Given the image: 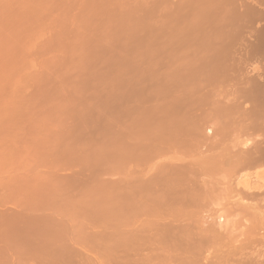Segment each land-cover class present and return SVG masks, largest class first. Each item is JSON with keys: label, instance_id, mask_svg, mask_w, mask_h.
I'll list each match as a JSON object with an SVG mask.
<instances>
[{"label": "bare ground", "instance_id": "obj_1", "mask_svg": "<svg viewBox=\"0 0 264 264\" xmlns=\"http://www.w3.org/2000/svg\"><path fill=\"white\" fill-rule=\"evenodd\" d=\"M260 130L264 0H0V264H258Z\"/></svg>", "mask_w": 264, "mask_h": 264}, {"label": "rangeland", "instance_id": "obj_2", "mask_svg": "<svg viewBox=\"0 0 264 264\" xmlns=\"http://www.w3.org/2000/svg\"><path fill=\"white\" fill-rule=\"evenodd\" d=\"M260 131L264 132V130H260ZM256 134L255 135L257 137L254 135L255 139L256 138L259 139V140H260V138L264 139V133H262L263 136L259 132L256 133ZM258 134L260 135V137H259ZM261 140L260 141L257 140V142L260 143L259 145H261V144L263 145V147H261V146L259 147L260 151L263 153L262 150H264V143H261V142H264V140L263 141H261ZM256 148L257 149L254 148L253 151L254 150H258V146ZM263 157H264V155H263ZM262 158L260 159L261 162L263 161ZM259 162L256 165L252 166L251 167L252 169L250 168V169H247L246 171H244L245 178L247 180H251V181L245 180L247 183L248 182H253V180H254L253 178L259 179L260 182L257 179L255 180V181H258L259 184L264 181V163H263L264 161L262 162L263 164L259 163ZM259 173H260V175H262L261 176V178L263 177L262 179L258 178L259 177ZM248 175H249V177L251 175H253V176L255 175L256 177L252 176L253 178H251V177L248 178ZM243 183L245 184V182H243ZM240 185H241L240 187H242V184H240ZM260 185H262V184H260ZM262 186H264V185H262ZM262 186H261V188H262L263 192L261 193V195L263 197L264 196V194H263L264 193V188ZM243 187H244V185H243ZM261 188L258 189L260 192H261ZM252 190H251V192H257L258 191L257 189H255V191L254 190L252 191ZM260 198H261V196H260ZM250 203H252V204H249V205H252V206H249L248 209H246V210H244L242 212L239 211V213L235 212V214L233 213V214L230 215L229 221L230 222L233 221V223L231 222L232 224L231 223L230 224L233 227L235 226L234 230L237 233L235 235L234 234L235 232L233 231V227L230 226L229 228H230V230L233 231L232 235H234V236L229 234V238L228 239H229V242H230V239H231L232 243L234 242V244H232V246H233L236 243L237 234H238L239 236H238L237 240H239V241L244 243L243 245L245 246L244 249H245L246 255L249 258L251 257L255 262L257 261L258 264H264V197L262 199H259V197H258L257 201L256 200H251ZM238 227H239V230L237 229ZM230 235L233 237V239H235V236H236L235 241H233V239L230 237ZM231 242L229 244H231ZM236 245H238V241H237Z\"/></svg>", "mask_w": 264, "mask_h": 264}]
</instances>
